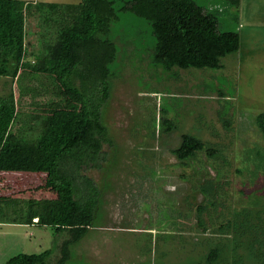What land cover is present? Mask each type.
<instances>
[{
  "label": "rangeland",
  "instance_id": "obj_1",
  "mask_svg": "<svg viewBox=\"0 0 264 264\" xmlns=\"http://www.w3.org/2000/svg\"><path fill=\"white\" fill-rule=\"evenodd\" d=\"M62 1L55 3L75 4L83 0ZM208 1L212 0H200V3L208 5ZM122 2L118 0L117 5ZM217 2L220 3L215 13L225 19L228 29L239 31L242 47V52L222 60L223 69H176L180 75L170 73L168 77L162 72L157 74L150 60L144 58V72L138 68L140 64L128 65L122 71L123 77L116 81L105 122L120 152L114 151L103 170L84 172L101 187L103 211L97 226L104 227L99 228L100 231L93 230L76 244L66 264H148L149 257L145 253L133 252L125 246L133 242L130 239L135 233L143 240L152 235L151 264L157 258L155 241L161 244L170 236L168 233L175 232L174 236H183L185 241L195 242L192 245L196 247L198 236L205 229L206 234H211L218 221V214L200 187L209 180L215 182L213 186L221 184L219 197L230 206L229 210L226 205H218L217 210L227 216L230 213L233 241L232 255L218 252L216 261L210 258L208 264H219L226 255H231L232 264H264V250L253 253L259 247L256 229L264 232V133L257 119L264 113V0H251L249 6L240 0V5L232 9L228 0ZM234 15L238 16V21ZM26 18L27 49L29 53L38 52L43 43L38 34L41 27L38 15ZM142 37L143 45L150 47L149 31H143ZM140 59L132 57L129 61L140 62ZM19 78L14 85L5 78L0 79V96L13 87L19 112L23 113L14 131L37 136L36 132L26 130L35 124L33 116L39 114L36 108L40 110L47 105L68 108L70 97L64 95L61 85L57 82V86L50 75L23 69ZM159 109H166L168 116L176 121L177 129L170 139L164 135L154 138L161 120ZM221 117L232 122L233 131L225 129ZM186 133L200 138L207 147L220 150L223 160H210L202 152L190 166L180 165L168 149L171 144L177 145ZM159 143L163 147H159ZM151 147L157 153L153 161L157 165L147 170L140 164L145 160L143 156L152 154ZM105 149L111 154L115 148L106 146ZM146 158L148 164H152L150 157ZM137 164L143 168L140 173L152 174L146 180L147 188L142 189L134 182ZM45 181L43 173L0 172V196L22 202L54 199L56 195L45 188ZM211 191H217V187H212ZM199 206L207 208L202 215L196 211ZM173 210L177 211L170 224L167 218ZM67 237V234L57 235L51 228L38 225L1 224L0 264L21 253L41 254L46 250L52 251L48 264H56L62 257L61 246ZM178 238L174 248L181 247Z\"/></svg>",
  "mask_w": 264,
  "mask_h": 264
},
{
  "label": "trees",
  "instance_id": "obj_2",
  "mask_svg": "<svg viewBox=\"0 0 264 264\" xmlns=\"http://www.w3.org/2000/svg\"><path fill=\"white\" fill-rule=\"evenodd\" d=\"M117 1L83 0L63 6L44 1L0 0V79L5 78L14 85L23 69L50 75L71 101L68 108L51 105L40 110L36 108L39 114L33 116L35 124L26 129L37 133L31 137L26 131H14L23 113L19 112L13 87L0 96V172L46 174L44 186L56 195L54 199L27 202L0 196V224L38 225L51 228L57 235L67 234L61 246L62 257L56 264L70 261L74 246L93 230L100 231L99 228L104 227L97 226L103 211L101 187L84 172L103 170L114 151L120 152L105 122V113L115 83L123 77V69L140 64L138 68L144 72L146 62H142L148 58L157 74L162 72L168 77L180 75L176 69L220 70L224 67L222 60L237 54L241 47L239 31L228 29L225 19L215 13L220 3L217 0L208 1V5L200 0H123L119 5ZM228 1L231 9L240 5V0ZM34 15H38L40 21L38 34L43 43L40 42L38 52L29 53L26 17ZM233 17L238 21L237 15ZM145 30L152 37L148 48L143 45ZM132 57L142 61H129ZM159 111L161 120L154 138L164 135L170 139L177 129L176 121L168 116L166 109ZM257 119L264 133V113ZM220 121L226 130L233 131L232 122L223 117ZM106 146L115 149L109 154ZM173 146L171 144L168 150L182 166H190L202 152L210 160H223L220 150L207 147L203 140L191 134H183L180 142ZM150 151L152 154L143 156L145 160L140 164L147 170L157 165L153 163L157 153L152 147ZM146 157H150L152 164H148ZM143 168L137 164L134 171V182L142 189L152 175L140 173ZM214 183L209 180L200 186L218 214L212 233L206 234L208 230L205 229L198 236L195 247L193 241L189 243L183 236L178 238L175 232H167L170 236L161 244L155 241L157 258L154 264H208L210 258L216 261L218 252L232 255L233 220L229 212L228 216L218 212V205L227 202L219 197L221 184L213 186ZM212 187H217V191L212 192ZM23 203L27 206L23 207ZM228 208L230 210V206ZM206 210L204 206L196 209L198 215ZM176 211L167 218L170 224ZM255 235L259 247L251 252H262L264 232L257 228ZM139 236L133 234L130 239L133 242L123 245L133 252L145 253L151 264L152 237L143 240ZM177 238L180 248H174ZM51 255V250L41 254L21 253L4 264H48ZM231 255H226L219 264H232Z\"/></svg>",
  "mask_w": 264,
  "mask_h": 264
},
{
  "label": "crops",
  "instance_id": "obj_3",
  "mask_svg": "<svg viewBox=\"0 0 264 264\" xmlns=\"http://www.w3.org/2000/svg\"><path fill=\"white\" fill-rule=\"evenodd\" d=\"M215 1V0H213ZM245 3L247 2V5L249 6L250 3H251V0H241V3ZM55 2H63L62 0H46L45 3H50V4H60V5H70L71 3L69 2H66V3H55ZM81 3V2H79ZM79 3H75V4H79ZM245 5V4H244ZM211 6V5H210ZM211 8V7H210ZM240 52H242V47H240ZM4 173H26V172H4ZM34 174H37V173H34ZM36 222H38V219H36ZM1 225V224H0ZM152 237V235H150Z\"/></svg>",
  "mask_w": 264,
  "mask_h": 264
}]
</instances>
